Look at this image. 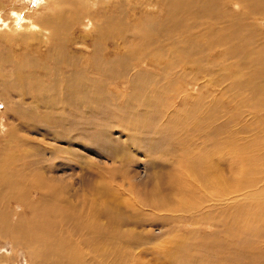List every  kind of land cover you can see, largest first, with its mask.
I'll use <instances>...</instances> for the list:
<instances>
[{"label": "bare ground", "instance_id": "1", "mask_svg": "<svg viewBox=\"0 0 264 264\" xmlns=\"http://www.w3.org/2000/svg\"><path fill=\"white\" fill-rule=\"evenodd\" d=\"M58 1L56 3L60 6V10L45 18V22L53 29L50 37L55 39L53 44L56 50L54 53L61 58L58 61L66 63L67 59L71 60L69 53L66 54V51L59 47H64L68 41L61 39L60 35L62 33L64 35L73 21L80 19L79 9L81 7L78 4L74 7L70 6V0ZM104 1L106 2V0ZM160 1L164 5V9L161 15L156 16V20L151 19L153 15L146 16L147 18L144 17L145 19L136 22L135 27L131 25V28L128 27L127 20L134 19L131 17L134 10L129 11L130 7L120 6L113 9L112 4L104 11H99L102 6L96 9L99 11L98 16L101 21L95 27L98 37H96V42L94 41L96 43L94 53L97 51L98 55H96L100 56L108 44L105 52L108 53L109 58L107 60L102 59V56L100 60L97 58L99 63L97 66L102 68L105 78H92L86 75L87 72L84 73L85 71L81 70H74L70 75L58 74L59 72L57 75L49 73L39 75L36 71L37 66L33 68L32 74L26 75L20 71H24L26 68L25 63H39L41 59L28 57L27 60L15 63L16 67L12 72L17 75L13 77L15 80L13 79L7 88L11 93L21 89L24 94L29 95L30 100L27 102L30 104L33 102V104L29 111V108H24V104L22 106V103H26L25 101H18L16 104L21 107L17 106V109H15L16 107L14 110L12 109L13 120H15L14 118L20 120L19 131H15L17 145L18 147L27 146L28 149H24L22 155L17 154L18 152L10 153L11 151H8L5 146L2 151L0 150V200L18 201V204L23 202V205H26V211L22 215L26 216L31 212V216L34 217L31 223H36V233L34 237V234L31 236L32 238L36 237L34 239V242L37 243L36 246L40 247V244L51 242L58 244L50 250L51 253L57 250V257H54L50 263L42 264H79L81 261L83 262L79 252L76 253L70 249L67 254L69 249L65 251V248H62V243L65 246L67 242L65 238L60 240L59 235H53V239L49 237L51 240H48L47 236L39 234V230L44 231L48 224L55 226L54 217H57L58 223L60 222L64 226L69 225L70 231L79 236L80 242L85 245L83 246L86 250L91 249L92 253L90 251L89 253H91L92 260L87 264H94L97 261L101 264H117L114 261L116 260L114 254L116 250L113 246L123 244V239L116 236V230L130 226L134 216L129 213L131 210H128L129 206H121L119 198L115 196L116 192L108 183L102 184V180L98 181L99 184L97 183L95 179L97 173L90 174L92 177L89 179H95L96 182L94 181L89 186L88 197H83V194H80L81 190L79 192L64 191L66 189L63 186L56 188L48 182L49 179L46 181L44 178L46 171L42 168L48 166L37 167V163L39 165L40 157L51 150L48 147L50 146L48 145L49 141L45 140L46 137L43 138L45 135L41 136L42 139L36 140L32 137L35 142L42 145L48 143L49 149H44L45 147L38 150L33 147L30 149L33 145L25 144V142L31 141L28 139L29 135L22 134V131L25 130H30V133L34 130L36 133L42 134L39 132L41 127L47 131L48 136L52 134L57 141L67 139L68 147H79L83 143L85 144L83 147L88 149L89 153L105 152L106 159L112 164L121 166V170L127 169V165L133 161V156L129 152V144L123 141L124 137L144 149L147 147V152H149L148 146L154 147L153 152H149L150 157L169 169L166 177L171 179V183L174 182L171 188L176 189L175 196H180L174 202L173 198L170 199L171 197L158 193L156 197L154 196L155 199L153 197L145 199L147 206L160 212L172 210V212H187L188 214L198 208L203 214L200 219L193 222L199 223L194 227L197 233H201L204 227H211L214 224L221 226L222 228L219 229L220 231L224 229V232H230L234 227L241 226L240 229L246 236L242 239L236 236L237 238L231 241L223 239L227 236H223V238L218 236L219 232H213L211 236L204 238L205 235L202 236L200 233L201 236L195 238L184 237L181 233L178 236L184 241L176 244L177 248L172 250V254L185 263L188 262L187 264H192L189 261H192L196 256L197 258L200 256V263L205 264H220L223 261L229 264H264L262 255L264 253L261 254L258 247V237L264 235V31L259 26L260 20L264 19V0ZM77 2L91 6L94 0L88 2L78 0ZM142 2L144 3V1ZM149 7H151L150 4ZM234 7L240 10H234ZM148 13L146 14L148 15ZM82 15H86V12ZM94 18L96 19V17ZM16 23L15 20L7 22V20L0 19V27L5 30L8 38L10 32H16L19 39L25 41L26 35L28 37L32 31L26 30L25 32L24 26L20 30L15 27ZM30 28L33 27L30 26ZM33 32H38L37 34H41L42 38H45L44 35L47 36L49 33L46 29ZM18 37L15 36V38ZM52 39L51 41H53ZM1 50L0 54H2ZM88 51L91 52L89 49ZM150 56L155 59L163 58L162 56L169 58L166 60L170 63L163 67L164 74H157L159 71L152 74L145 70H131L130 62L146 60ZM10 60L11 56H0V66L3 62L7 63ZM147 67L149 68V66ZM78 68L84 70L80 66ZM119 78L127 80L128 88L131 89L130 94L127 92L124 97L121 94L110 92V89L105 87L106 83L112 81L114 83ZM201 79H204L203 83L200 81ZM199 81L202 84L199 85ZM180 83L197 88L198 94L194 95L195 93L193 94L191 91L189 93L188 89L183 95V100L178 101L182 107L177 105L176 101L170 105V102L168 103L169 95L171 92L178 93L176 91ZM221 85L226 87L221 89ZM212 87L220 88V90L212 92ZM30 92H32L31 95ZM215 94H218V98L215 97ZM223 96L228 98L227 102L222 100ZM120 97H122V105L114 111L115 113L119 111V113L112 112L113 118L121 120V123L116 127V130L118 129L121 133L116 139L112 136L115 130L114 126L110 124V118L106 112L115 105L116 101L118 102ZM80 110H82L81 113H79ZM168 110L172 112L168 114ZM199 115L200 117H198ZM163 117L165 119L161 121ZM66 121L71 123L72 128L75 126L76 128L72 129L68 125L70 123L67 124ZM83 121L82 127L74 126V123L82 124ZM229 123L236 124V128H225ZM53 127H55L56 133L52 132ZM57 145V143L54 144L55 147ZM63 147L60 148L63 149ZM66 150L70 152L68 148ZM58 152L60 153V151ZM63 152L61 151V153ZM120 156H123L121 160L118 158ZM55 157L58 158L56 154ZM36 158L38 160L40 158L39 162H36ZM31 159L34 160H32L34 167L31 165L30 171L21 170L23 173L21 172L19 177L16 176L14 169L17 166L20 168L21 163H23V169H27L25 161ZM50 160H48V164L51 163ZM41 161L44 163L43 158ZM88 161L93 165V161ZM186 165L187 171H185ZM78 166L81 168V165ZM81 169L83 170V168ZM186 173L192 174L191 178ZM226 175L229 180H226ZM29 177H31L29 181L32 183L27 186L24 183H27ZM52 181L57 183L56 178H52ZM81 186L85 187L86 185ZM167 192L165 191V193ZM34 193H37V196ZM40 211L43 216H39ZM194 212L196 211L194 210ZM216 215H219L221 219H213ZM7 216L6 209L0 208L1 237H7L14 229L10 230V226L6 223L8 222ZM156 217L167 222L174 216L159 214ZM17 220L21 222V219ZM119 220L125 225L122 224L120 227ZM20 222L18 221V223ZM7 226L9 227L7 228ZM19 228L18 224L17 229ZM20 235L25 244L30 241L29 235L26 236L23 232ZM197 235L195 234V236ZM82 236L85 238L84 241H82ZM198 239H201L198 243L190 245V241L193 243ZM70 241L69 245L72 244L71 238ZM13 244L15 243L13 242ZM27 244L29 245V243ZM33 252L35 255L31 259V264L44 261L45 257L39 250H33ZM5 255L1 259H4ZM171 256L170 253L166 258ZM47 258L50 260L49 257ZM168 263L170 264V262ZM134 264H136L135 259Z\"/></svg>", "mask_w": 264, "mask_h": 264}, {"label": "rangeland", "instance_id": "2", "mask_svg": "<svg viewBox=\"0 0 264 264\" xmlns=\"http://www.w3.org/2000/svg\"><path fill=\"white\" fill-rule=\"evenodd\" d=\"M56 1H58V0H56ZM56 1L55 0H0V19L7 20V22L15 20L17 22L16 23L17 26H15V27L22 30L23 26H24L26 28L25 32H26V30L32 31V34L29 33L28 37L26 35L25 41H24V40L19 39L18 34L16 32H10V34H9L10 39H9L7 37L5 30L3 28L1 29V27H0V43H1L0 44V50L2 49L1 50L2 54H0V56L1 57L2 56H5V57L11 56L10 61H8L7 63L5 62L6 64L3 62L2 65L0 66V91H1L0 92V127L2 128V129L0 128V150L1 151L3 150V147L5 146L8 148L7 149L8 151H11L10 153L13 154V153L18 152L17 154L22 155L23 154L22 151L24 149H28L27 146H19L18 147V145H17V138L15 136L17 135L16 132H18L19 128H20L18 125L20 123V120L17 118H14L15 120H13L12 109L14 110L15 107H16L15 109H17L18 107H21L20 105L16 104L18 101H25L26 103H22V106L24 104V106H25L24 108L25 109L29 108V111H30V108H32L33 102L31 104L29 102H27L30 100L29 95L24 94L23 91H21V89H20V91L15 90L13 93H11L7 88V86L10 84V82L14 79L13 77L15 75H17V73L12 72L16 67L15 63L17 61L27 60L28 57L29 58L31 57L32 59L34 57L37 60L41 59L39 61V63H29V64L25 63L26 68L24 69V71L23 70H20V71L24 72L26 75L32 74L33 68L35 66H37L36 71L39 73V75L40 74L41 75L42 74L47 75L48 73L52 74V75H57V72H59L58 74L63 73L64 75H70V74H73L74 70H81L82 72L85 71L84 73L87 72L86 75H88L89 77L97 78V79L105 78V76H103L104 74L102 73L103 72L102 68L100 66H97L99 64L97 58L99 60H100L101 56H102V59L104 58V60H107L109 58L108 53L105 52L107 50L106 46H108V44H106L105 48L103 49L104 53L101 54L100 56H97L98 55L97 51H95V53H94V50H95L94 48H95V44H96V43H94V41L96 42V39H97L96 37H98L97 29L95 27H96V24L99 21H101V19L98 16L99 11L100 10L104 11L106 8L110 7L112 4H113V9H116L117 7H120V6L127 7V8L130 7V8H128V10L129 11H131L132 9L134 10L131 13V17H133L135 19V20L134 19L127 20L128 21V27L131 28V25L133 27H135V25L137 24L136 22H138L139 20L147 18L146 16L149 17L150 15H153V16H151V19L156 20V18H157L156 16L161 15L162 11L164 9V5H162L160 0H140L141 2L139 0H109V1L106 0V2L104 0H99V1L94 0V3L91 4V6L90 5L88 6L87 4L83 5L82 2L81 3L77 2L78 0H75L76 2L74 0H70L69 1V4H71L70 6L74 7L76 4H78L81 7L79 9L80 19H78L79 21L78 20L73 21L70 28L66 32H64V35H62L63 33L60 35L61 39H63V40L66 39L68 41V43H65L64 47H59V48L65 50L66 54L69 53L68 55L71 58V60H69V61L67 59L66 63H61L60 61H58V59L61 60V58L58 57V55L54 53L55 52L54 50H56L54 48L55 45L53 44L55 42V39H52V37H50V33L52 32L53 29L50 28L45 22L46 21L45 18H47L48 16H50V15H52L55 12L60 10V6H58L59 1H58V4L56 3ZM83 1H85V0H83ZM86 1L88 2L89 0H86ZM142 1H144V3ZM137 2H139L140 4ZM54 3H56V4H54ZM143 4H146V5L144 6ZM149 4L151 7H149ZM142 5H143V7H142ZM56 6H57V8H56ZM98 7H101V8H99V11L96 10ZM145 7H147V8H145ZM147 9H150L151 11H149V10L147 11ZM233 9L234 10H240V9H237L236 7H234ZM51 10H54V11L52 12ZM160 10H161V12H160ZM85 12H86V15H82V13H85ZM138 13L140 14V16ZM146 13H148V15ZM94 17H96V19ZM87 19H89V20H87ZM89 24H91L92 26ZM259 24H260L259 26H261L260 28H262L261 30L264 31V19L260 20ZM13 25H15V24H13ZM43 25L46 26V28H44ZM30 26H32L33 28L34 27H36V28L33 29V28H30ZM45 29L49 32L47 34L48 38L46 35H44L45 38H42L41 34H37L38 32H33L36 30L40 31V30H45ZM15 36L18 38H15ZM30 36H32L31 37L32 39L30 38ZM80 38H82V39H80ZM51 39L53 41H51ZM87 39H88V41H87ZM21 42H23V43H21ZM7 44H8V46H7ZM38 44H40V45H38ZM81 49H83L84 51ZM88 49L91 52H89ZM79 52H82V53H79ZM87 54H88V57H87ZM46 55H48V56H46ZM162 57L163 58L157 57V59H155V58H153V56H150L149 58H146V60L136 61L138 64L136 62L131 63L130 62L131 60H130L129 66H130V68H132L131 70H135V69H136L135 71L145 70L146 72L152 73V74H154V72L157 73L159 71V73H157V74L161 75V74L165 73L163 70V67L165 65H167V63H170L168 61L169 60L168 57H165V58H164V56H162ZM167 58H168V60H166ZM72 59H73V61H72ZM76 62H77V64H76ZM60 63L63 64L61 67H59L61 65ZM75 65H77V66H75ZM139 65H141L142 67ZM79 66H80V68H84V70L79 69L78 68ZM147 66H149V68ZM61 68H63V69L61 70ZM27 69H29V70H27ZM65 69H67V70H65ZM59 70L61 71V73ZM94 73L95 74L97 73L98 75L97 74L95 75ZM7 77H10L11 79L9 80ZM59 77H61V76H59ZM56 79H60V78H56ZM200 81H202V83H203L204 79H201ZM199 82H198L199 85L202 84L201 82L200 83ZM115 83H117V84L115 85ZM198 84H197V86L199 87ZM185 85L186 84H184V83H183V85H182V83H180L179 87L176 86L178 88V90L176 91V93L178 92L177 94H173L172 92L170 93L169 100H168V103L170 102L169 103L170 105L173 103V101H176V104L180 105L178 103V101L183 100V95L185 92H187L188 89H189L188 90L189 93L191 91L193 94L195 93L194 95L198 94L197 88L193 87L192 85L191 86H188V85L185 86ZM105 87L107 89H110L109 90L110 92H114V94H121V96H123V97H124V95L130 94V92H131V89L128 88L129 87L128 81L125 79L121 80V78L116 80V82L114 81V83H113V81L111 83H106ZM225 87H226L225 85H221L220 88L224 89ZM115 88H117V89L115 90ZM120 88L121 89L123 88V89L121 90ZM181 88H182V90H181ZM220 88L216 89L215 87H212V89H213L212 92H218L220 90ZM119 91H120V93H119ZM127 92H129V93H127ZM20 93H22V94H20ZM29 94L31 95L32 92H30ZM173 96H174V98H173ZM215 97L218 98V94L217 95L215 94ZM121 100H122V97L119 98L118 102L116 101L114 106H111V109H110L111 111L109 110L106 112V114L110 118V124L114 126L115 132L113 133L112 136H113V138H116V139H118V137L120 136V133H121V132H119L118 129L116 130V127L121 123V120H119L118 118H113L114 115H112V112H114L116 109L120 108V106L122 105ZM170 100H172V101H170ZM222 100L227 102L228 98L223 96ZM14 105H16V106H14ZM180 107H182V105H180ZM180 107H178V108H180ZM135 108H137V107H135ZM81 112H82V110L79 111V113H81ZM171 112H172L171 110L170 111L168 110V114ZM118 113H119V111L117 113L114 112V114H118ZM198 117H200V115ZM225 118L226 117L224 116V119ZM16 119L18 120L17 122H16ZM163 119H165V117H163L161 119V121ZM201 119H202V117H201ZM11 120H12V122H11ZM116 121H117V123H116ZM191 122L194 123L193 120H191ZM68 123H70V122H67V124ZM83 123H84V121L82 122V124L79 123L80 124L79 125L76 122V123H74V126L77 125V127L80 128L83 126ZM230 124H231V126H229ZM68 125L72 128L71 123ZM13 127H14V130H13ZM229 127L230 128H236V124L229 123V124H227V126L225 128H229ZM74 128H76V126ZM74 128H72V129H74ZM41 130H43L44 132ZM52 130H53L52 131L53 133H56L55 127H53ZM39 132L42 134L36 133L34 130L31 131V133H30V130L29 131L25 130L24 132L22 131V134L29 135L28 139H30L31 141L30 142L27 141L28 143L25 142V144L29 145V146L33 145V146H31L30 149H33V148L36 149L37 148V150H38L41 147H45L44 149H49V148L51 149L49 151L50 153L47 152L44 154V156L40 157L41 160L43 158L44 163H42L40 158H39V160L41 163L39 162L38 158H36V162H39V165L37 163V167H41V168L44 166L49 167V168L48 167L42 168V170L46 171V174L44 175V178L46 181H48V179H49L50 181H48V182L52 183L56 188H59V186H63L66 189L64 191L69 190L71 192H75V191L79 192L81 190L80 194L81 195L83 194V197H84V196H87V194H90L89 193V190H90L89 186H91V183H93L94 181L96 182V180L98 183L99 180H102L101 181L102 184L108 183V185L111 186L113 188V190L116 192L115 196L117 198H119L121 206L131 207V208L128 207V210L131 209L129 211V213L133 214L134 218H133V221L131 222L130 226L125 227V228L122 227V229L116 230V232H117L116 236L118 238L123 239V242H122L123 244H119L118 246L117 245L113 246V248L116 250V253H114L116 260H114V261H116L117 264H119V263L120 264H134V259H135L136 264H141V263L142 264H150V262H151V264H155V263H157V264H169L168 262H170V264L171 263L176 264V261H177V264H187L188 262L185 263L184 261H182L181 259L176 257L174 254H172V250L177 248L176 244L178 245L179 242L184 241V239H181V237L178 236L181 233H183L181 235H183L184 237L185 236L186 237L191 236L192 238H195L198 236L200 237L201 235L202 236L205 235V236H203V238H204V237L211 236V234L213 232H219V233L221 232L220 233L221 235L218 233V236H220L221 238H223V236L224 237L227 236L226 238H223V239L231 240V241L237 237L241 238V239L246 237L243 234L244 232L240 229V228H242L241 226H236L238 229L234 227L233 230H231L230 232H224L223 231L224 229H222L220 231V229L222 228L221 226H215L214 224H212L211 227L206 226V228L204 227L202 229L201 233L200 232L197 233V231L194 230V227L198 226L199 223L198 222L193 223V222H194V220L200 219L201 215L203 214V212H201V210H199L198 208L193 209L191 211L192 213L188 214L187 212H178V211H176V212L173 211L174 212L173 213L172 210L160 212L158 210L156 211L155 209H153L150 206H147L148 204L145 203V199L147 197H149L151 199L153 197L155 199V197L157 196L156 194H158V193H160V194L163 193L162 196H169V198L171 197L170 199L173 198L174 202L180 196V195L175 196V193L177 191H176V189L174 190L173 188H171V185L174 182L171 183V179H169V177H166L168 175L169 169H167V167L163 166L161 163L154 161L155 160L154 158L152 160V158L150 157L149 152L152 153L154 147L148 146L149 152H147V147H146V149H144L140 145H136L124 137L123 141H125L126 143L129 144L128 145L129 150H130L129 152L133 156V161H131V163L127 165V169L121 170L122 169L121 166L116 165V164H112L111 161L109 162V160L106 159L105 152L101 153L99 151L96 153H94V152L89 153L90 151L83 147V146H85V144H83L82 142H81L82 145H80V146H79L80 143L77 142V143H79L78 144L79 147L75 146V148L74 147L71 148V146H69L70 147L69 148L68 147L69 144H67V141H68L67 139L62 140V141H57L53 138L52 134H50L51 137L48 136L47 131H45L43 129V127L40 128ZM8 134H10V135L8 136ZM46 134H47V136H46ZM41 136L42 137L44 136L43 138L46 137L45 140L47 139L46 141H49L48 142L49 144L46 143V144L42 145L38 142L40 144V146H39V144L37 143V141L35 142V140L36 139H42ZM32 137H34L33 139H35V140H33ZM1 141L2 142L4 141V142L2 143ZM32 141H34V143H32ZM53 143L54 144L57 143L58 144L57 146H59V147L56 146L57 147L56 148ZM10 144H12V145H10ZM47 144L50 145V146H48L49 148L47 147ZM1 147H2V149H1ZM60 147H63V149ZM66 147L68 148V150L70 152H68L66 150L67 149ZM58 151H60V153ZM61 151L62 152L65 151V152L61 153ZM85 153H88V154H85ZM55 154L58 156V158L55 157ZM68 155H70V156L68 157ZM83 156H85V157H83ZM51 157H52V159H51ZM121 157H123V156L118 157L119 160H121ZM75 159H77V160H75ZM87 159L93 161V165ZM32 160L33 159L25 161V163L27 162L26 163V165L28 166L27 169H23L24 168L23 163H21L20 168H18V166H17V168L14 169V171H15L14 174L15 175L17 174L16 176L19 177L21 172L23 173V171H26V170L30 171L31 165L32 166L34 165V163H33L34 160L33 161ZM48 160L51 161V163L49 161L50 164H48ZM45 162H46V165H45ZM72 163H75V164H72ZM41 164L42 165L44 164V165L42 166ZM77 164L81 165V168H83V170ZM62 167H64V168H62ZM86 168H87V170H86ZM91 169H94V170H91ZM21 170H23V171H21ZM187 170H188V167L186 165L185 171H187ZM47 172H49V173H47ZM50 173L53 174L52 177H49V176H51ZM92 173H97V176L95 175L96 180L95 179H93V180L89 179L92 177V176H90V174H92ZM186 174L189 177H190V175H192V174H188V173H186ZM70 176H72V177H70ZM78 176H80V177L78 178ZM52 178H54V179L56 178L57 183L53 182ZM194 179L195 178H193V180ZM29 180H31V177H29L28 181H26L27 183H24V184H27V186H28V184L32 183V181L30 182ZM193 180L191 179V181H193ZM226 180H229L228 176L226 177ZM81 185H86L87 188H86V186L84 187ZM165 191H168V192L165 193ZM153 192H156V193L154 194ZM34 195L37 196V193H34ZM32 198H33V195H32ZM1 200L2 201L4 200V201L2 202ZM1 200H0V208H5L6 211L8 212V216H7L8 222H6V223L10 226V230L12 228H14V229L12 230L11 234H8L7 237H1L0 236V264H31L30 263L31 259H32L33 255H35L33 250H35V251L39 250L40 253H42L43 256L45 257L43 262L36 263V264H42L44 262L50 263L54 257H57V253H58L57 250L52 251L53 253H51L50 250L52 249V247H55V245H58V244H53V242H51V243H43L42 245L40 244V247H42V248L36 246L37 243L34 242V239H36V237L32 238V236H31L34 234L33 235V237H34L35 233H36V228H35L36 223H31V221L34 220V217H33V215L31 216V212L27 213L26 216H25V214L22 215L23 212L26 211V209H25L26 205L24 206L23 202H21V201H20L21 203L18 204V201H16V202L15 201L14 202L9 201L8 202V200H5V199H1ZM176 202H180V201H176ZM8 208H9V210H8ZM23 209H24V211H23ZM194 210L196 212H194ZM42 214L43 213L40 211L39 216H43ZM159 214H164L166 216L172 215L174 217H173V219L171 218L172 220L164 222L162 219H160V220L157 219L156 216H158ZM154 217H155V219H153ZM184 218H185V220H184ZM17 219H21V222H20V220H17ZM56 219H57V217H54L55 226H53L52 224L51 225L48 224L47 228L44 230L45 232L42 230H39V232H40L39 234L47 236L46 239H48V240L53 239V235H59V237L58 236L57 237L60 240L65 238V240L67 241L65 243V246L62 243V241H60V242L62 243V248L63 249L65 248L64 249L65 251H67L69 249L67 254L70 252V249H71V251L74 250V252H76V253L79 252L81 254V255L80 254L79 255L83 258V262L81 261V263H79V264H83L84 262H85L84 264H87L89 261H91L92 260L91 255H90L92 253L91 249H87L88 250L87 251L86 248L84 247L85 245L82 242H80L79 236L75 232L70 231L69 225L64 226V225H62V223H60V222L58 223ZM134 219H135V221H134ZM213 219L219 220V219H221V217L219 215H216L215 217H213ZM18 221L20 223H18ZM120 221L121 220L118 221V223H119L118 225L121 227L122 224H124V223H122V221L121 222ZM143 221H145V222L141 223ZM21 223H23V224H21ZM163 223L164 224L166 223V224L164 225ZM18 224L20 225L19 229H17ZM162 224H163V226H162ZM22 225H24V226L22 227ZM9 226H7V228ZM30 226L33 229H30L31 228ZM26 228H27V230H26ZM123 228H124V230H123ZM166 230H168V231H166ZM232 231L234 233H238V234H234ZM22 232L24 234H26V236L29 235L30 241H28V242L25 241V242L29 243L30 246L27 243L25 244L24 240H22V237L20 235ZM195 234H198V235L195 236ZM229 234H231L230 237H229ZM136 237L138 238L137 240L134 239ZM177 237L180 239V241ZM253 237H256V236H253ZM70 238L72 239L71 245H69L71 243ZM141 238L144 239L146 242L144 240H142ZM84 240H85V238L82 236V241H84ZM200 240L198 239V240L194 241L193 243H192V241H190L191 243L190 242L189 243H190V245H192L196 242L198 243ZM175 241H177V242H175ZM13 242L15 244H13ZM30 242H31V244H30ZM32 242H33V244H32ZM15 245H16V249L14 250ZM33 245H35L36 247ZM66 245H67V247H66ZM258 245H259L258 247L261 250V254L264 253V248H263L264 247V235L261 237H258ZM188 246H189V244H188ZM261 246H262V248H261ZM25 248L26 249L29 248V249H27V251H26ZM129 248H130V250H129ZM10 250H11V253H10ZM46 251H48V252H46ZM89 251L91 253H89ZM5 252H7V253H5ZM13 252H14V254H12ZM126 252H128V253L126 254ZM1 253L3 256L1 255ZM170 253L172 255L171 256L172 258L171 257L166 258ZM4 254H6L5 258L1 259V257L2 258L4 257ZM7 254H8V256H7ZM117 254L119 257L117 256ZM10 255H12V256H10ZM262 255L264 257V254H262ZM36 256H38L37 253H36ZM47 257H49L50 260H47L48 259ZM198 257L199 258H197V256H196L192 261L190 260L189 262H191L192 264H205L203 262L200 263V256H198ZM117 258H119V259H117ZM196 259H198V260L195 261ZM178 262H180V263H178ZM226 263L227 262H224V261L222 263L220 262V264H226ZM94 264H101V263H99L97 261ZM216 264H219V263H216ZM227 264H229V263H227Z\"/></svg>", "mask_w": 264, "mask_h": 264}]
</instances>
